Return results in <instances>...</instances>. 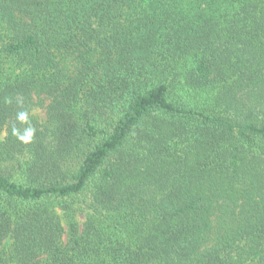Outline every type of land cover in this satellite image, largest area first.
Instances as JSON below:
<instances>
[{
    "label": "trees",
    "instance_id": "obj_1",
    "mask_svg": "<svg viewBox=\"0 0 264 264\" xmlns=\"http://www.w3.org/2000/svg\"><path fill=\"white\" fill-rule=\"evenodd\" d=\"M1 134L0 264H264V0H0Z\"/></svg>",
    "mask_w": 264,
    "mask_h": 264
},
{
    "label": "rangeland",
    "instance_id": "obj_2",
    "mask_svg": "<svg viewBox=\"0 0 264 264\" xmlns=\"http://www.w3.org/2000/svg\"><path fill=\"white\" fill-rule=\"evenodd\" d=\"M32 113L39 118L43 117V110L41 108H36V109L32 110ZM2 135L3 134H1L0 136H2Z\"/></svg>",
    "mask_w": 264,
    "mask_h": 264
},
{
    "label": "clouds",
    "instance_id": "obj_3",
    "mask_svg": "<svg viewBox=\"0 0 264 264\" xmlns=\"http://www.w3.org/2000/svg\"><path fill=\"white\" fill-rule=\"evenodd\" d=\"M19 118H20L21 120H25V119H26V115H25L24 113H21L20 116H19ZM31 135H32V132L30 131V132L28 133V137H27V138H30ZM27 138H25V139H27Z\"/></svg>",
    "mask_w": 264,
    "mask_h": 264
}]
</instances>
